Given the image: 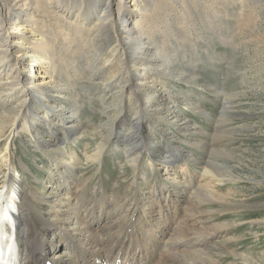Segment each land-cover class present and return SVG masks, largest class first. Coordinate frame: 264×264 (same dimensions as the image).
Masks as SVG:
<instances>
[{
    "label": "rangeland",
    "instance_id": "rangeland-1",
    "mask_svg": "<svg viewBox=\"0 0 264 264\" xmlns=\"http://www.w3.org/2000/svg\"><path fill=\"white\" fill-rule=\"evenodd\" d=\"M141 1H144L143 5H139L141 13L146 16H143L142 27L146 29L144 36L150 38L147 57L153 60L151 75L154 81L146 88L141 87L139 92L155 91L157 99L158 95H163L166 106L158 110L156 116L147 115L149 122L142 127V147L145 148L141 165L134 170L126 163L121 143L127 123L134 118L133 98L128 103L121 102L119 98H113V90L102 87V80L97 74L101 62L105 60V54L99 51L100 47L105 48V43L100 44L99 50H95V46L89 48L91 53L87 55V60L85 56L75 63L78 64L76 72H68V77L64 72L58 77L54 75L56 85L66 91L55 93L54 89L46 87V91H51L48 93L53 95L42 104L43 107H49L50 101L63 104L67 109L65 111L74 113L68 114V117L75 115L73 117L80 123L82 136L61 145L66 150L70 147L74 149L78 160H82L78 179L68 175V180L73 181L72 186H80L78 192L82 188L86 201L91 204L101 205L114 196L119 197L122 200L117 209L125 214L138 203L143 210L140 209L138 214L123 223L125 229H130L144 219L145 213L150 214L155 209L149 204L155 195H160L166 203L175 200L177 210L183 209L186 204L187 194L191 192L188 186L182 191L166 179L174 172H164L162 167L159 172L151 171V167L166 163L164 157L168 149L179 156L190 154L191 163L186 165L192 170L189 182L195 186L198 182L196 171L201 167L194 163H206L213 159L206 150L197 148L195 141L226 148L232 157L216 155V158L218 163H224L232 170L233 176L223 179L221 188L217 190L228 198L226 202L229 203L199 204L196 210L201 212V221L196 227L202 225L204 232L210 234L206 251L220 264H261L264 252V225L261 223L264 217V0ZM125 2L114 1L116 17L122 18L127 14ZM61 5L65 6V3L61 2ZM94 6L92 1L81 0L67 10L74 15L85 14L86 9L91 11ZM37 14H34L38 19L36 23L43 27ZM130 20L132 26L137 18ZM60 33L62 36L68 34L67 31ZM95 53H101L97 64L93 62ZM68 55L70 53L62 58L61 54H54L61 57L60 65L62 60L69 58ZM17 100L14 97V103ZM173 110L179 112V119L189 120V127L183 126L180 130L166 121L163 116ZM2 113L0 102V115ZM46 113H43L42 119ZM50 119L52 117H45L44 120ZM14 123L21 124L20 121ZM198 127L203 133L195 131ZM10 129L18 131L11 120L8 123L6 119L0 120V157L4 152V136ZM216 130L220 137L218 144L213 140ZM51 132L57 138L65 133L53 119L49 125L38 124L37 130L31 131L33 135L17 132L13 140L16 169L21 172L27 191L36 192L38 196L43 194V201L34 202L43 211L50 208L48 201L54 198L48 191L50 185L45 184L46 180L52 182L51 185H56L55 180L61 185L63 183L60 174L54 181L47 178L48 165L60 164L52 160L54 153L45 154L46 151L42 152L37 147V143L46 141ZM108 137L99 162L82 155L83 151L92 155L95 146ZM192 159H195L194 162ZM171 162L178 167L177 161L171 159ZM240 197L243 202L237 201ZM68 215L74 216L69 211ZM35 226L39 231L42 229L38 222ZM7 235H15L14 230Z\"/></svg>",
    "mask_w": 264,
    "mask_h": 264
},
{
    "label": "bare ground",
    "instance_id": "bare-ground-1",
    "mask_svg": "<svg viewBox=\"0 0 264 264\" xmlns=\"http://www.w3.org/2000/svg\"><path fill=\"white\" fill-rule=\"evenodd\" d=\"M89 1L95 3L91 11L86 9L85 14L74 15L67 9L81 0H0V102L3 109L0 120L6 119L7 123L11 120L18 129H10L5 134L4 152L0 157V264H220L206 251L211 237L204 232L202 225L196 227L201 221V212L196 207L205 202L229 203L217 188L223 179L233 176L232 170L224 163H218L216 158V155L231 158L228 149L195 141L197 148L206 150L207 155L213 157L203 164L194 163L201 167L196 171L198 182L195 186L189 182L192 172L187 166L191 163L190 154L179 156L168 149L164 157L166 163L157 159L161 166L151 167L149 164L152 172H159L161 167L164 172H174L166 179L182 191L187 185L191 192L187 194L183 209L178 210L175 200L166 203L160 195H155L149 200L155 209L150 214L145 213L144 219L130 229H125L123 223L142 209L138 203L125 214L117 209L122 200L119 197L114 196L101 205L91 204L86 201L82 188L78 192L80 186L74 187L73 181L68 180V175L77 178L82 160H78L74 149L66 150L61 145L82 136L80 123L73 117L75 115L68 117L74 113L65 111L63 104L54 101L49 102V107L42 104L53 95L46 91V87L54 89L55 93L65 90L56 85L54 75L58 77L64 72L67 76L70 71L76 72L78 64L75 63L85 56L87 60L91 53L89 48L95 46L94 49L99 50L100 44L105 43V48L100 47L99 50L105 54V60L98 68L101 73L97 74L102 87L113 90V98H119L121 102L128 103L133 98L134 118L127 123L121 143L126 163L134 170L141 165L145 148L142 147V127L149 122L147 115L156 116L158 110L166 106L163 95H158L157 99L155 91L139 92L141 87L146 88L154 81L151 75L153 60L147 57L150 38L144 36L146 29L142 27L143 16H146L139 7L144 1L126 0L127 14L122 18L115 15V0ZM34 14L41 17L39 20H42L43 27L38 26ZM134 17L137 20L131 26L130 19ZM60 31L68 34L62 36ZM68 52L69 58L62 60L60 65L61 57L54 54L65 58ZM101 53H95L94 63L98 62ZM96 64L94 68L97 69ZM14 97L18 99L15 103ZM45 112H48L45 117L52 119H42ZM178 113L173 110L163 117L181 130L190 123L186 118L179 119ZM53 119L65 133L60 132L63 135L57 138L51 132L46 141L37 143V147L42 152L46 151L45 154L54 153L52 160L60 164L48 165L47 178L54 181L60 174L63 183L61 185L55 180L56 186L46 180L45 184L50 185L48 191L54 198L48 201L50 208L43 211L34 203L43 201V194L38 196L36 192L27 191L21 172L16 169L13 140L17 132L31 135L38 124L49 125ZM18 121L21 124L15 125L14 122ZM195 131L203 133L199 127ZM214 134L213 140L218 144V130ZM108 141L109 137L98 143L92 155L86 151L82 155L88 160L98 161ZM171 159L177 161L178 167L170 163ZM192 160L194 162L195 159ZM237 201L243 202L244 199L240 197ZM68 211L74 216H69ZM36 222L42 225L40 231L35 226ZM261 223L264 225V217ZM10 230H14L15 235L8 236ZM259 263L264 264V252Z\"/></svg>",
    "mask_w": 264,
    "mask_h": 264
}]
</instances>
